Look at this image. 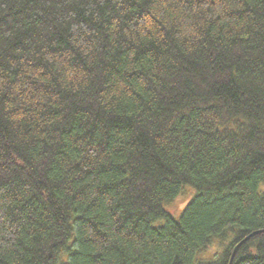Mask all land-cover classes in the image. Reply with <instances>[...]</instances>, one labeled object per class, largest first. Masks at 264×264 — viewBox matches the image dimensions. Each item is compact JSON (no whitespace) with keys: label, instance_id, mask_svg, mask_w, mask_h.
<instances>
[{"label":"trees","instance_id":"trees-1","mask_svg":"<svg viewBox=\"0 0 264 264\" xmlns=\"http://www.w3.org/2000/svg\"><path fill=\"white\" fill-rule=\"evenodd\" d=\"M263 184L264 0H0V264H264Z\"/></svg>","mask_w":264,"mask_h":264},{"label":"rangeland","instance_id":"rangeland-1","mask_svg":"<svg viewBox=\"0 0 264 264\" xmlns=\"http://www.w3.org/2000/svg\"><path fill=\"white\" fill-rule=\"evenodd\" d=\"M261 191H264V184L261 185ZM196 194V190L194 187L190 185H185L181 193L173 200L165 202L164 208L175 218L178 219L183 214L184 208L187 204L192 200L194 195ZM164 224V221L157 222L155 225ZM228 244V242H224L221 244L219 240H214L212 245L208 248L202 250L197 254L196 260H210L214 259L217 254L223 251V246Z\"/></svg>","mask_w":264,"mask_h":264},{"label":"water","instance_id":"water-1","mask_svg":"<svg viewBox=\"0 0 264 264\" xmlns=\"http://www.w3.org/2000/svg\"><path fill=\"white\" fill-rule=\"evenodd\" d=\"M259 231L253 232L251 233L246 239H244L240 244L244 243L245 241L249 240L251 237H253L254 235L258 234ZM233 260V257H232Z\"/></svg>","mask_w":264,"mask_h":264}]
</instances>
